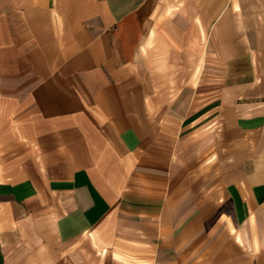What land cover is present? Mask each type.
<instances>
[{"label": "crops", "instance_id": "obj_1", "mask_svg": "<svg viewBox=\"0 0 264 264\" xmlns=\"http://www.w3.org/2000/svg\"><path fill=\"white\" fill-rule=\"evenodd\" d=\"M0 264H264V0H0Z\"/></svg>", "mask_w": 264, "mask_h": 264}]
</instances>
